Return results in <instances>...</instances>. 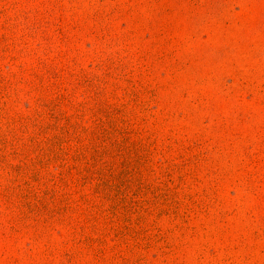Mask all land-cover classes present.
<instances>
[{"label": "rangeland", "instance_id": "374dc122", "mask_svg": "<svg viewBox=\"0 0 264 264\" xmlns=\"http://www.w3.org/2000/svg\"><path fill=\"white\" fill-rule=\"evenodd\" d=\"M0 264H264V0H0Z\"/></svg>", "mask_w": 264, "mask_h": 264}]
</instances>
